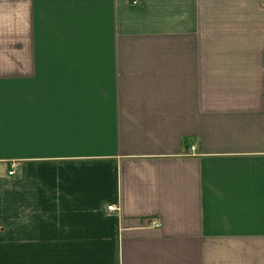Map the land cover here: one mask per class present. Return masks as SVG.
Masks as SVG:
<instances>
[{
	"label": "crops",
	"instance_id": "0c3cea01",
	"mask_svg": "<svg viewBox=\"0 0 264 264\" xmlns=\"http://www.w3.org/2000/svg\"><path fill=\"white\" fill-rule=\"evenodd\" d=\"M0 264H264V0H0Z\"/></svg>",
	"mask_w": 264,
	"mask_h": 264
},
{
	"label": "built area",
	"instance_id": "2783aa9c",
	"mask_svg": "<svg viewBox=\"0 0 264 264\" xmlns=\"http://www.w3.org/2000/svg\"><path fill=\"white\" fill-rule=\"evenodd\" d=\"M138 0H133V2L135 3V2H137ZM14 171L12 170V171H10V173H13ZM107 209L108 210H110V211H113V210H115L116 209V206L114 205V204H109L108 206H107ZM159 223H156V225H158Z\"/></svg>",
	"mask_w": 264,
	"mask_h": 264
}]
</instances>
